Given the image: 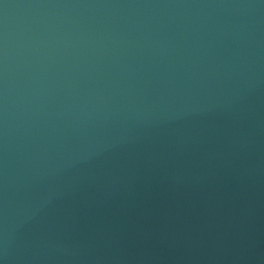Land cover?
Returning a JSON list of instances; mask_svg holds the SVG:
<instances>
[{"label": "water", "instance_id": "obj_1", "mask_svg": "<svg viewBox=\"0 0 264 264\" xmlns=\"http://www.w3.org/2000/svg\"><path fill=\"white\" fill-rule=\"evenodd\" d=\"M2 264H264V0H0Z\"/></svg>", "mask_w": 264, "mask_h": 264}, {"label": "snow or ice", "instance_id": "obj_2", "mask_svg": "<svg viewBox=\"0 0 264 264\" xmlns=\"http://www.w3.org/2000/svg\"><path fill=\"white\" fill-rule=\"evenodd\" d=\"M0 264H2V262H0Z\"/></svg>", "mask_w": 264, "mask_h": 264}]
</instances>
